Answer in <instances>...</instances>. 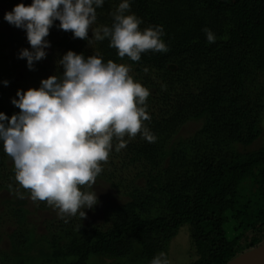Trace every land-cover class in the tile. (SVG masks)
Instances as JSON below:
<instances>
[{
  "label": "trees",
  "instance_id": "trees-1",
  "mask_svg": "<svg viewBox=\"0 0 264 264\" xmlns=\"http://www.w3.org/2000/svg\"><path fill=\"white\" fill-rule=\"evenodd\" d=\"M21 2L31 0H0V6L11 11ZM119 2L104 0L92 27L111 26ZM130 4L129 11L142 21L141 30L163 26L167 52L148 50L132 61L119 57L108 39L89 43L73 38L56 21L46 37L50 46L45 57L29 69L26 58L19 57L23 48H31L25 30L0 32V111L6 116L20 111L11 103L17 89L39 87L41 79L61 74L57 62L72 50L129 66L134 80L150 91L146 103L151 119L144 123L156 137L149 142L139 133L125 136L128 143L118 152L113 139L97 178L125 201L105 207L102 224H85L79 215L58 216L45 222L47 232L38 238L28 210L5 203L0 229L5 222L16 224L10 236L16 254L0 251V264H38L45 254L28 255L38 245L49 252L44 264H149L160 252L167 256L170 241L185 224L197 255L192 264H226L264 243V148L244 151L262 134L264 0ZM2 18L0 11V22ZM204 27L214 32L215 42H207ZM88 36L92 38L91 30ZM192 122L200 125L182 135ZM248 182L252 190L245 194ZM0 191L29 195L15 180L2 143ZM37 206L52 207L42 200ZM234 241L239 243L227 252Z\"/></svg>",
  "mask_w": 264,
  "mask_h": 264
},
{
  "label": "clouds",
  "instance_id": "clouds-1",
  "mask_svg": "<svg viewBox=\"0 0 264 264\" xmlns=\"http://www.w3.org/2000/svg\"><path fill=\"white\" fill-rule=\"evenodd\" d=\"M103 4L104 0H31L28 5H14L3 18L25 30L31 48H23L19 57L26 58L29 69L45 57L50 46L46 37L56 21L73 38L89 43L108 39L119 57L126 55L132 61H139L148 50H169L162 25L139 28L142 21L129 11L130 0H120L111 26L93 28L96 9ZM202 31L207 42H215L211 29ZM57 63L63 68L61 74L41 79L39 87L17 89L11 103L19 112L9 117L0 111V143L12 159L15 180L29 190L31 200L46 201L62 218L79 215L82 219L85 209L98 203L96 192L85 188H91L101 173L113 139L117 152L126 147L125 136L131 139L139 133L149 142L156 140L144 123L151 119L146 103L150 91L134 80L128 65L104 62L99 55L85 57L68 50ZM149 264L170 261L160 252Z\"/></svg>",
  "mask_w": 264,
  "mask_h": 264
},
{
  "label": "rangeland",
  "instance_id": "rangeland-1",
  "mask_svg": "<svg viewBox=\"0 0 264 264\" xmlns=\"http://www.w3.org/2000/svg\"><path fill=\"white\" fill-rule=\"evenodd\" d=\"M0 11L3 13L4 17V13L8 10L0 6ZM14 29H16L15 26L11 25L5 21L4 18H2V21L0 22L1 33L4 32L5 34H10V32H15ZM15 56V54L12 55V57ZM199 125L200 124L198 122H192L188 124L185 127L182 135L186 136L191 134L192 131H195L198 128ZM261 128V136L254 142V144L247 146L244 151L264 148V112L261 118ZM82 188H85V186H82ZM85 190L96 192L98 197V203L92 209H85L86 216L82 218V221L85 224H102L104 221V208L109 205L119 204L125 201V198L118 195L116 190L109 183H106L97 177L92 187L85 188ZM251 190L252 186L248 182L247 190H244L245 194L248 192L251 193ZM0 203L2 204L0 206V213L5 209V203H12L13 205L25 207L28 210V221L31 223V226H35V231L38 238H42V236L47 232L45 222L49 219L60 216L58 215L57 210L53 207H51L49 210H42L38 208L37 201L31 200L29 195L16 196L11 193H7L6 191H0ZM15 230L16 224L12 223V221L5 222L0 229V251H2L4 254H16L15 250L12 248V241L10 238L11 234L14 233ZM229 236H232L233 240L236 239V236L233 235V233H231ZM38 242L42 243L41 241ZM238 243L239 242L235 241L232 242V244L228 247L227 252H230ZM42 253L45 255L40 258L38 264H44V261H46L45 257L47 254H49V252L41 245H38L36 248H34L28 255H35L39 258ZM167 257L170 261V264H192L197 259L189 224L183 225L179 229L177 235L170 241L167 250ZM94 260L95 257H92L91 262Z\"/></svg>",
  "mask_w": 264,
  "mask_h": 264
},
{
  "label": "water",
  "instance_id": "water-1",
  "mask_svg": "<svg viewBox=\"0 0 264 264\" xmlns=\"http://www.w3.org/2000/svg\"><path fill=\"white\" fill-rule=\"evenodd\" d=\"M226 264H264V243L236 256Z\"/></svg>",
  "mask_w": 264,
  "mask_h": 264
}]
</instances>
